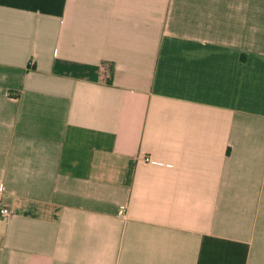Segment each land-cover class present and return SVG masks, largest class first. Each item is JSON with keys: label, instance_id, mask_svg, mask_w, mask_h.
Instances as JSON below:
<instances>
[{"label": "crops", "instance_id": "0c3cea01", "mask_svg": "<svg viewBox=\"0 0 264 264\" xmlns=\"http://www.w3.org/2000/svg\"><path fill=\"white\" fill-rule=\"evenodd\" d=\"M1 206L0 264H264V0H0Z\"/></svg>", "mask_w": 264, "mask_h": 264}, {"label": "built area", "instance_id": "2783aa9c", "mask_svg": "<svg viewBox=\"0 0 264 264\" xmlns=\"http://www.w3.org/2000/svg\"><path fill=\"white\" fill-rule=\"evenodd\" d=\"M149 160V158H146ZM121 213H124L123 210H120ZM0 213L3 215H8L10 213V209L7 206H1L0 207Z\"/></svg>", "mask_w": 264, "mask_h": 264}]
</instances>
